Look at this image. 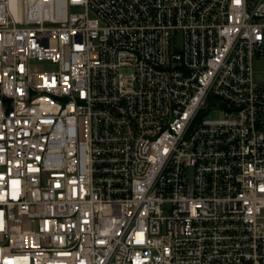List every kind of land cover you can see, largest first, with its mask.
Instances as JSON below:
<instances>
[{"label": "built area", "instance_id": "obj_1", "mask_svg": "<svg viewBox=\"0 0 264 264\" xmlns=\"http://www.w3.org/2000/svg\"><path fill=\"white\" fill-rule=\"evenodd\" d=\"M264 0H0V264H264Z\"/></svg>", "mask_w": 264, "mask_h": 264}, {"label": "rangeland", "instance_id": "obj_2", "mask_svg": "<svg viewBox=\"0 0 264 264\" xmlns=\"http://www.w3.org/2000/svg\"><path fill=\"white\" fill-rule=\"evenodd\" d=\"M257 68L261 72L264 70V57L257 63Z\"/></svg>", "mask_w": 264, "mask_h": 264}, {"label": "snow or ice", "instance_id": "obj_3", "mask_svg": "<svg viewBox=\"0 0 264 264\" xmlns=\"http://www.w3.org/2000/svg\"><path fill=\"white\" fill-rule=\"evenodd\" d=\"M237 2H239V0H237Z\"/></svg>", "mask_w": 264, "mask_h": 264}]
</instances>
